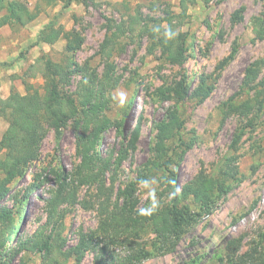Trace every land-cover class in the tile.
Wrapping results in <instances>:
<instances>
[{
	"label": "rangeland",
	"instance_id": "obj_1",
	"mask_svg": "<svg viewBox=\"0 0 264 264\" xmlns=\"http://www.w3.org/2000/svg\"><path fill=\"white\" fill-rule=\"evenodd\" d=\"M19 1L31 10L37 6L39 14L24 27L0 28V96L10 92L20 107L28 85L43 99L49 59L63 68L56 77L58 92L76 109L65 103L74 115L58 131L44 124L39 160L10 186L1 204L12 213L0 226L7 236L5 251L12 252L9 264H47L38 249L43 242L67 253L80 234L97 228L99 212L114 206L118 189L134 184L138 207L150 211L170 201L169 172L180 195L200 171L229 189L172 252L139 264H264V0H196L184 14L180 0L94 5L87 0L86 6L72 2L66 9V0ZM239 8H244L238 12L242 19L236 20ZM130 17L136 19L133 31ZM105 18L122 24L124 33H116L120 36L103 49L115 30H107ZM165 19L171 21L172 36L179 34L180 63L171 62L146 32L166 29ZM49 22L78 36L79 49L66 53L64 38L32 46ZM253 65L257 75L245 86L246 69ZM82 82L96 118L84 117L80 109ZM205 87L212 88L208 97L196 96ZM103 118L110 124L84 164L81 142ZM7 126L0 116V139ZM11 154L6 148L0 156ZM181 205L199 210L192 198H183ZM18 238L25 241L22 249ZM153 240L148 233L139 242L152 251ZM113 250L122 254L127 248L117 244ZM59 253L61 264H73ZM93 258L88 251L81 264H93Z\"/></svg>",
	"mask_w": 264,
	"mask_h": 264
},
{
	"label": "trees",
	"instance_id": "obj_2",
	"mask_svg": "<svg viewBox=\"0 0 264 264\" xmlns=\"http://www.w3.org/2000/svg\"><path fill=\"white\" fill-rule=\"evenodd\" d=\"M45 1L51 4L58 0ZM90 1L92 5L96 4L94 0ZM195 1L180 0L182 13L184 14L187 6ZM208 1L206 0V3ZM72 2L86 6L87 0H66L62 8L66 9ZM243 10L244 8H239L235 11L233 18L241 20L238 12H243ZM0 13H2L0 15V28L4 26L24 27L36 19L39 11L37 6L31 10L23 1L0 0ZM105 19L107 30L112 31V28L115 30L111 36H107L102 44L103 49L114 43V38L120 36L117 34L123 35L124 33L122 24H116L108 18ZM165 20L169 25L166 29L146 32L155 39V43L159 45L171 62L180 63L183 57V49L177 45L179 34L172 36V30L169 28L171 21ZM135 24L136 19L130 17L128 28L132 29ZM261 24H264V20L261 21ZM143 29L146 30V26H143ZM60 38L66 40V53H73L79 49L81 39L73 33L65 31L62 26L55 27L52 22L42 28L32 46H38L41 43L53 45ZM230 58L231 56H229ZM1 65L6 66L4 63ZM44 66L45 72L50 74V78L48 81L49 89L43 99L36 98L30 92L28 85L25 86L26 94L22 96L23 104L20 107L14 103L15 97L10 96L6 99L0 97V116L8 122V126L0 139V155L6 148L12 153L4 158L0 156V226L8 221L12 214L9 209L1 206L11 193L10 186L24 178L27 169L39 160L40 145L46 133L44 124L58 131L66 120L74 115L65 110V103L68 104V108L76 109L72 101H65L58 92L56 77L62 73L63 68L49 59L45 60ZM255 67L253 65V68L246 69L245 86L249 85L256 77L257 69ZM81 90L83 94L81 95L80 109L83 116L91 115L96 118L94 106L91 108V93L85 84L81 85ZM211 91L212 88L210 87L201 88L197 90L196 96L204 99L208 97ZM176 121L175 123H177ZM109 124L110 122L106 118L94 123L91 136L81 142L80 154L84 164L88 163V159L91 158V152L96 154L95 147L99 144L100 134ZM180 125L178 123V127H181ZM139 126L140 124H137L135 127L136 132ZM130 148H134V142H131ZM118 163L120 164V159ZM169 173L171 175L169 184L171 198L166 205L158 206L150 211L142 210L138 207L134 184L125 189H118L114 206H103L104 209L102 208L99 212L101 220L97 228L91 234H80L77 243L69 248L67 253L57 252L58 248H54L49 242H43L39 246V252L47 256V264H61L55 257L56 253L66 259L72 258L73 264H81L88 251L94 254L93 264H139L153 255H164L172 252L179 240L199 221L201 216H209L213 213L215 199L221 197L229 187L200 171L188 184L183 186L180 195H178L174 172ZM28 192L30 193L31 190L28 189ZM183 198H192L199 210L194 212L188 205H181ZM22 203L23 208L26 207L25 200ZM148 233H152L154 236L150 246L152 251L144 243L139 242L143 235ZM6 239V234L0 230V264H9L8 258L12 255V252L5 251ZM8 239L10 243H14V237L10 236ZM16 244H19L20 249H22L25 246V241L18 238ZM117 244L127 248V251L117 254L113 250V246ZM58 251H61L60 246ZM214 256L222 261L218 253H214ZM195 263L192 261L190 264Z\"/></svg>",
	"mask_w": 264,
	"mask_h": 264
},
{
	"label": "crops",
	"instance_id": "obj_3",
	"mask_svg": "<svg viewBox=\"0 0 264 264\" xmlns=\"http://www.w3.org/2000/svg\"><path fill=\"white\" fill-rule=\"evenodd\" d=\"M117 0H94V2H110V3H115ZM54 45V44H53ZM2 83V82H1ZM3 83H2V87L0 88V91H3ZM8 94V95H7ZM10 95V92L9 93H5L3 92V95H1L0 97L1 98H4V97H8Z\"/></svg>",
	"mask_w": 264,
	"mask_h": 264
}]
</instances>
